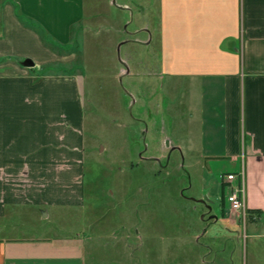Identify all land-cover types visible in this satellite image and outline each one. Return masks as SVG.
<instances>
[{
  "label": "crops",
  "instance_id": "crops-1",
  "mask_svg": "<svg viewBox=\"0 0 264 264\" xmlns=\"http://www.w3.org/2000/svg\"><path fill=\"white\" fill-rule=\"evenodd\" d=\"M160 4L158 74L178 90L187 154L197 155L201 179L208 172L219 187L212 193L204 185L200 198H208L211 211L205 209L239 241L235 225L242 218L246 225L264 217V0ZM82 8L83 0H0V264L86 263L83 241L9 232L11 225L23 228L20 207L46 219L49 207L80 203L76 83L63 73L38 74L42 64L62 57L43 46L37 28L67 43ZM241 171L244 216L226 199L236 183L226 177ZM234 243L208 246L212 257L202 264H264L246 259L249 245Z\"/></svg>",
  "mask_w": 264,
  "mask_h": 264
},
{
  "label": "rangeland",
  "instance_id": "rangeland-1",
  "mask_svg": "<svg viewBox=\"0 0 264 264\" xmlns=\"http://www.w3.org/2000/svg\"><path fill=\"white\" fill-rule=\"evenodd\" d=\"M112 1L83 0L67 43L40 27L43 46L63 61L45 62L38 74L63 73L76 83L80 203L44 208L46 219L20 207L23 228L11 225L9 232L83 241L85 264H202L212 257L208 246L233 242L249 245L248 261L261 260L264 217L246 225L242 218L235 241L225 221L215 223L195 202L204 185L212 193L219 187L208 172L201 179L197 155L187 154L178 90L158 74L160 0Z\"/></svg>",
  "mask_w": 264,
  "mask_h": 264
},
{
  "label": "built area",
  "instance_id": "built-area-1",
  "mask_svg": "<svg viewBox=\"0 0 264 264\" xmlns=\"http://www.w3.org/2000/svg\"><path fill=\"white\" fill-rule=\"evenodd\" d=\"M226 181L232 183V190L227 195L226 199L229 203L230 209L233 212H243L244 216V186H243V172L241 171L237 176L230 174L226 177Z\"/></svg>",
  "mask_w": 264,
  "mask_h": 264
},
{
  "label": "water",
  "instance_id": "water-1",
  "mask_svg": "<svg viewBox=\"0 0 264 264\" xmlns=\"http://www.w3.org/2000/svg\"><path fill=\"white\" fill-rule=\"evenodd\" d=\"M112 3L115 4V0H113ZM121 63L125 66V68L127 69V72H128V67H127L126 63L123 61H121ZM22 64H23V66H26V67H32L33 66V63L30 60H24V62ZM195 202L202 204L208 210V212L211 211V207L208 205L209 200L207 197L203 196L202 198H200L199 200H196Z\"/></svg>",
  "mask_w": 264,
  "mask_h": 264
},
{
  "label": "trees",
  "instance_id": "trees-1",
  "mask_svg": "<svg viewBox=\"0 0 264 264\" xmlns=\"http://www.w3.org/2000/svg\"><path fill=\"white\" fill-rule=\"evenodd\" d=\"M37 31H38V32H39V31L42 32L39 28H37ZM74 32H75V31H72V34H74ZM48 73H49V72H48ZM43 75H47V73L45 72V73H43Z\"/></svg>",
  "mask_w": 264,
  "mask_h": 264
}]
</instances>
